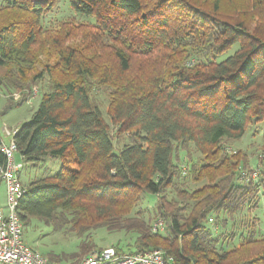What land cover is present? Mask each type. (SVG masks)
<instances>
[{
    "label": "trees",
    "instance_id": "1",
    "mask_svg": "<svg viewBox=\"0 0 264 264\" xmlns=\"http://www.w3.org/2000/svg\"><path fill=\"white\" fill-rule=\"evenodd\" d=\"M68 1L95 21L46 28L60 0H0V90L20 96L7 108L42 95L13 139L23 164L62 162L23 184L24 231L38 218L87 235L81 254L104 227L137 233L134 248H115L159 249L167 264H264L259 217L229 221L264 196V0ZM251 125L256 166L230 147ZM144 194L151 210L136 208ZM240 226L239 244L221 248Z\"/></svg>",
    "mask_w": 264,
    "mask_h": 264
},
{
    "label": "rangeland",
    "instance_id": "2",
    "mask_svg": "<svg viewBox=\"0 0 264 264\" xmlns=\"http://www.w3.org/2000/svg\"><path fill=\"white\" fill-rule=\"evenodd\" d=\"M83 16L86 15L77 13L71 8L68 0H60L58 8L55 9L52 14H48L44 17V26L46 28L51 27L54 23L66 17H76L79 20L84 21H95L94 17ZM237 47L238 44L234 45L230 50L220 55L218 60H222L228 55L232 54V52ZM15 93L17 92L10 93L5 90H0V135L4 141L7 139L10 140L12 138L11 136L6 135L4 128L8 127L13 130L15 128H19L23 123L28 122L31 119L33 112L37 109L42 97L40 86H36L35 90L32 91L30 96L27 95L28 97H26L25 102L21 104H15L7 108V105L11 104L12 101L20 100V98L15 97ZM97 99L100 103L103 114L105 115L107 120H109L106 113L108 100L105 94H103L102 92L97 93ZM255 125L249 126L241 139H238L234 142L232 141V143H230V147L232 149H245L253 166H256V164H258V149L263 140L262 132L259 130L256 131V128L260 129V126ZM16 155L20 156V153L16 152ZM61 164V159L47 160L45 165L35 169L29 164L24 163L23 167L20 170L21 182L22 184L29 183L36 175L39 176V172H42L46 168L52 169V171L55 172L60 168ZM155 201V195L144 194L143 198L138 203L136 208L148 207L149 210H151V207L155 203ZM5 203L6 186L5 183L0 180V206L5 205ZM250 217H259L260 221L258 224V235L264 234V196H261L258 207L254 208L252 211H249L248 208H245L241 212H238L234 216H232L229 221H235V224L241 221V224L244 225V222L247 223ZM208 225L210 226L209 223ZM232 227L233 222L228 225V229L230 230ZM244 231L245 229L243 228V226H240L238 229L236 227V237L229 241L227 239H225V241L221 240L219 242L220 247L223 249H230L233 246L238 245L240 240L242 239L240 234ZM90 236L91 237L89 245L94 243L96 244V246L88 251V253L81 254L80 249H82V245L86 242V240H89V236L87 235L79 236L75 232H71L67 229L57 230L51 224H47L38 218H34L24 231V240L27 245L39 250L45 255L54 257V254L63 257L64 259L60 261L63 264H67L69 262L72 263L74 261L78 263L85 255L89 254L94 249L115 246L117 242H120L119 245L122 248H125V250L129 249V247H127L126 245L127 243L131 245L130 248H134V246L132 245L134 244L137 233L132 231H110L109 229L100 227L96 230H91ZM53 262L59 263L57 261Z\"/></svg>",
    "mask_w": 264,
    "mask_h": 264
},
{
    "label": "built area",
    "instance_id": "3",
    "mask_svg": "<svg viewBox=\"0 0 264 264\" xmlns=\"http://www.w3.org/2000/svg\"><path fill=\"white\" fill-rule=\"evenodd\" d=\"M35 90V88H34ZM19 98V94H15ZM11 136L9 143L0 144V151L6 161L0 166V177L6 186V204L0 207V264H63L52 262L45 254L26 244L24 240V224L18 212L19 200L23 196L24 186L20 178L22 162L15 160L18 151L13 139L15 130L4 128ZM164 229V222L158 220L153 231ZM168 259L161 250L132 252L108 246L94 249L76 264H167ZM67 264H72L71 262Z\"/></svg>",
    "mask_w": 264,
    "mask_h": 264
},
{
    "label": "crops",
    "instance_id": "4",
    "mask_svg": "<svg viewBox=\"0 0 264 264\" xmlns=\"http://www.w3.org/2000/svg\"><path fill=\"white\" fill-rule=\"evenodd\" d=\"M17 129H18V128H15V129H13V130L16 131ZM6 135H7V134H6ZM8 136H9V135H8ZM2 141H3L4 143H9V142L11 141V139H10V140H8V139L5 140L6 142L2 139ZM17 152H18V151H17ZM15 160H16L17 162H22V163H23L21 154H20V156H18V155H16V153H15ZM0 180H2L1 177H0ZM2 181H3V180H2ZM5 204H6V203H5ZM3 206H4V205H3ZM0 207H2V206H0Z\"/></svg>",
    "mask_w": 264,
    "mask_h": 264
}]
</instances>
